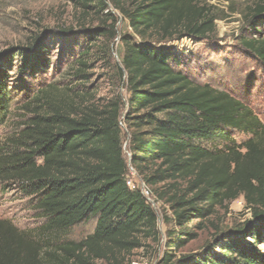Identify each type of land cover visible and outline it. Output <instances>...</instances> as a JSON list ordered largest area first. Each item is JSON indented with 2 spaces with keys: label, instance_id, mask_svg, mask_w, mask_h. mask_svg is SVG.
<instances>
[{
  "label": "trees",
  "instance_id": "obj_1",
  "mask_svg": "<svg viewBox=\"0 0 264 264\" xmlns=\"http://www.w3.org/2000/svg\"><path fill=\"white\" fill-rule=\"evenodd\" d=\"M69 1L79 19L98 20L74 44L72 79L87 82L88 57L100 56L125 84L129 164L171 211L172 221H165L174 229L165 232L159 264H264V122L248 104L254 90L264 96V0H242L237 58L253 69L229 89L214 86L215 79L200 82L191 56L174 47L216 40L213 7L200 0ZM116 14L130 34H118ZM54 35L39 32L0 54V127L13 112L29 113L26 127L0 145V184L34 197L31 204L45 219L35 232L0 218V264L117 263L118 254L143 241L159 242L158 218L140 191L126 185L121 106L74 120L37 81L47 73ZM117 37L122 52L111 65ZM240 198L247 223L219 233L198 255L174 257L197 238L190 223L202 230L217 209ZM89 222L91 234L68 240Z\"/></svg>",
  "mask_w": 264,
  "mask_h": 264
},
{
  "label": "rangeland",
  "instance_id": "obj_2",
  "mask_svg": "<svg viewBox=\"0 0 264 264\" xmlns=\"http://www.w3.org/2000/svg\"><path fill=\"white\" fill-rule=\"evenodd\" d=\"M200 1L213 7L214 13L219 17L216 21V40L212 43L183 40L180 44L174 45L175 50L177 53L186 51L191 56L192 74H197L200 82H212L215 79L214 86L223 88L222 85H224L227 89L232 88L239 85L238 80L253 69L245 59L237 58L238 47L235 39L242 27L238 14L243 7L242 0ZM116 17L118 34H130L126 23L117 14ZM97 24L98 20L94 17L85 21L79 19L69 0H0V54L10 48L26 45L39 32L48 31L55 34L49 42L46 55L49 61L47 73L37 81H43V87L47 90L51 103L64 110L74 120L79 119L83 113H103L114 103L121 106L123 153L128 163L126 178L137 189L142 184L147 185L142 176L129 164L128 129L122 123L129 98L125 84L114 78V72L100 56L99 58L88 57L87 82L81 83L72 79L75 70L73 57L76 54L74 44L83 31L96 27ZM63 30L70 32L63 34L61 32ZM112 47L109 58L111 65L120 61L122 48L119 37ZM16 68L17 66L10 74L13 78L12 83H16L15 79L18 77ZM260 82L258 80L256 86ZM248 104L264 122V96L254 90L248 98ZM13 113L0 127V145L26 127L29 113L26 110ZM235 139L239 142L242 138L235 135ZM92 164L97 165V162L93 161ZM148 188L151 193L146 200L158 218L159 242L143 241V246L130 254H118L117 263L91 261V264L160 263L166 241L165 232L174 229V224L165 221L166 218L171 221L173 219L168 205L164 200L156 197L154 189ZM33 200L34 197L24 196L16 186L11 185L4 190V186L0 184V218L9 220L19 230L36 232L44 224L45 219L31 204ZM249 219V211L241 198L217 209L213 217L202 222V230L194 227L199 223L198 221L187 226L191 233L197 235V238L173 252L174 257L180 259L200 254L206 244L215 242L214 238L219 236V233L233 230L247 223ZM93 227V222L79 225L67 234V238L69 241H80L91 234Z\"/></svg>",
  "mask_w": 264,
  "mask_h": 264
},
{
  "label": "built area",
  "instance_id": "obj_3",
  "mask_svg": "<svg viewBox=\"0 0 264 264\" xmlns=\"http://www.w3.org/2000/svg\"><path fill=\"white\" fill-rule=\"evenodd\" d=\"M126 185L131 190H135L136 189V187L133 186L130 181H126ZM137 190L140 191V193L143 195V197H145L146 199L149 198L151 192H150V190H149V188L147 186L142 184L140 187L137 188Z\"/></svg>",
  "mask_w": 264,
  "mask_h": 264
}]
</instances>
